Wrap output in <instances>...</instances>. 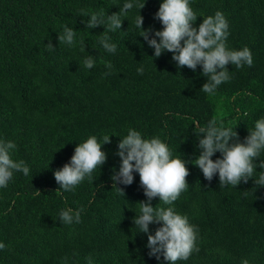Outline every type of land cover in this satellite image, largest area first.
Segmentation results:
<instances>
[{
	"label": "trees",
	"instance_id": "1",
	"mask_svg": "<svg viewBox=\"0 0 264 264\" xmlns=\"http://www.w3.org/2000/svg\"><path fill=\"white\" fill-rule=\"evenodd\" d=\"M129 2L134 7L121 17V29L107 32L117 45L110 53L100 43L106 25L90 29L87 21L93 12L106 19ZM162 2L0 0V140L13 141L12 159L30 169L27 176L14 171L0 188V264H65V258L67 264H89V258L91 264H168L162 255L149 256L148 234L134 224L139 202L147 200L139 174L133 173L131 185L116 184L124 195L113 186L121 163L118 144L129 129L142 138L159 137L173 157L186 161L188 189L170 206L198 228L199 251L176 264H264V186L255 182L264 169L258 166L247 183L234 187L221 186L218 174L206 180L193 164L202 151L199 129L210 120L233 128L243 142L264 118V0H190L198 16L194 27L221 11L228 48L252 53L251 67L226 66L231 79L214 94L201 90L207 82L202 66L179 68L167 51L155 57L140 36L143 29L162 30L154 18ZM139 14L143 29L136 25ZM65 26L75 32L73 46L59 43ZM89 55L95 60L91 69L83 63ZM93 135L101 143L110 136L102 145L106 162L93 181L59 189L54 172ZM261 161L264 150L254 163ZM151 205L169 207L159 197ZM68 208L83 209L79 223L60 222ZM161 226L149 225V234Z\"/></svg>",
	"mask_w": 264,
	"mask_h": 264
},
{
	"label": "clouds",
	"instance_id": "2",
	"mask_svg": "<svg viewBox=\"0 0 264 264\" xmlns=\"http://www.w3.org/2000/svg\"><path fill=\"white\" fill-rule=\"evenodd\" d=\"M144 6L145 4L139 6L140 10ZM133 7V3H124L118 12L107 15L106 19L103 12L91 14L87 21L88 28L106 25L100 40L106 51L115 53L117 48L115 43L110 42L111 38L107 32L121 29V17ZM154 18L158 19L163 27L152 34L151 28L143 29V17L140 14L137 16L136 25L143 29L140 36L154 48L155 57L167 51L173 54L172 59L177 62L179 68L186 66L195 71L198 65L202 66V73L207 77V82L201 88L205 93L214 94L220 84L231 79L227 65H235L240 69L244 65L251 67L253 64L252 53L248 47L242 50L228 48L226 41L229 26L221 11H217L214 16L203 18L197 28L193 24L198 16L190 6V0H163ZM58 40L60 44L73 46L74 30L65 26L63 33L58 35ZM80 44L81 51H84L83 40ZM47 48L54 50L55 47L49 42ZM83 63L85 68L91 69L95 60L89 55ZM106 67L111 69V63L106 62ZM137 71L143 74L142 67ZM107 74L109 73L105 75ZM249 133L243 142H239L238 133L233 128L225 127L216 119L210 120L207 127L199 129V137L202 138L199 139L198 147L202 151L192 163L202 171L208 181L218 174L221 186L236 187L241 181L247 183L258 166L264 169V161L259 165L254 163L264 150V118L258 119ZM106 143H110V136H104L101 143L93 135L85 142L77 144L70 161L54 172L59 189L73 191L85 178L93 181L92 174L95 169L106 162L107 154L102 151V145ZM15 149L16 144L13 141L0 140V188L7 187L14 171L29 175L30 169L23 160L17 162L12 159L11 153ZM217 152L221 153L222 158L213 160L212 157ZM117 155L121 163L119 171L114 172L112 176L113 186L131 185L135 172L139 174L140 185L147 197L146 201L139 202L141 214L136 216L134 224L141 232L148 234L149 256H155L159 260L162 255L168 264H176L178 260H187L193 251L198 252V228L189 223L187 216L170 206L188 189L186 177L190 173L186 161L179 156L173 157L168 145L159 137L142 138L141 133L134 129H129L127 135L120 139ZM255 182L264 186V173ZM116 188L124 195L123 189ZM156 197L169 207H153L151 201ZM82 211V208L75 213L71 208L62 209L59 220L64 224H72L74 221L79 223ZM160 223L162 226L156 229L155 234H149V225ZM4 248L5 244L0 242V250ZM241 264H249V261L245 259Z\"/></svg>",
	"mask_w": 264,
	"mask_h": 264
}]
</instances>
